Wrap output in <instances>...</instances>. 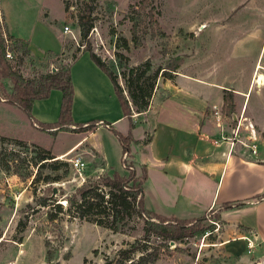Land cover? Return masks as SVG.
I'll use <instances>...</instances> for the list:
<instances>
[{
	"label": "rangeland",
	"instance_id": "rangeland-1",
	"mask_svg": "<svg viewBox=\"0 0 264 264\" xmlns=\"http://www.w3.org/2000/svg\"><path fill=\"white\" fill-rule=\"evenodd\" d=\"M4 14L19 32L34 31V39L10 35ZM65 25L71 32H63ZM81 26L88 28L85 38ZM0 35L5 51L13 55L5 57L9 75L0 78V101L15 93L12 73L21 75L22 85L36 87L46 74L68 70L87 48L117 77L128 98L123 74L149 60L146 76L155 73V79H149L155 86L147 110L139 114L129 101L134 126L143 131L132 146L135 155L145 150V131L152 137L157 102L167 93L163 84L176 83L181 69L227 87L221 93L222 106L209 105L205 110L214 127L213 142L235 141L243 158L264 163V83L257 88L251 73L257 58L264 67V0H0ZM58 42L61 51L43 50L55 48ZM176 63H180L176 71L168 69ZM260 72L264 75V69ZM215 111L221 116L218 121ZM15 117L0 108L1 120L20 129ZM62 130L66 132L30 136L58 149L74 138V130ZM93 138L106 142L108 133L100 131ZM85 147L79 155L86 162L83 170L71 168L74 152L56 156L67 165L56 170L46 166L40 177L61 175L62 179L31 183L37 170L33 164L43 147L0 135V264H126L144 250L158 253L148 264H264V243L256 239L254 227L245 225L256 223L257 212L244 209L246 202L222 205L221 211L230 208L228 220L220 210L207 212L201 220L186 224L191 232L177 240L165 239L153 224L145 223L156 220L146 211L127 218L117 230L72 218L65 208L77 187L101 182L105 173H128L121 163L105 168L98 154ZM127 160L132 161L131 155ZM136 170L139 174L140 164L136 163Z\"/></svg>",
	"mask_w": 264,
	"mask_h": 264
},
{
	"label": "crops",
	"instance_id": "crops-1",
	"mask_svg": "<svg viewBox=\"0 0 264 264\" xmlns=\"http://www.w3.org/2000/svg\"><path fill=\"white\" fill-rule=\"evenodd\" d=\"M3 19L8 33L13 37L27 38L30 42L34 39V31L28 35L25 32L22 34L12 27L5 14ZM61 48L62 43L58 42L55 48L43 50L58 52ZM258 65L261 67L258 68ZM260 69L264 67L257 58L251 72L253 84L255 75H263ZM69 72L74 90L71 109L73 122L86 125L93 120L99 121L92 130L78 131L76 125L65 126L74 130L71 132L74 138L58 149L37 143L30 136L33 133L57 135L65 133L62 130L65 127L41 130L18 106L2 99L0 108L16 116L20 129L4 123L0 118V135L37 144L51 150L57 157L72 152L81 156L88 145L98 154L105 168L111 163H121L123 152L120 142L107 125L100 124L102 121L109 122L124 135L129 129L128 122L127 126L124 124L127 120L123 118L111 80L86 51L80 52L71 62ZM203 76L197 79L180 69L176 73V83L167 80L163 84L162 88L167 93L157 102L151 140L145 145V150L137 155L132 146L141 138L143 131L137 125L132 129L131 154L137 158V163L145 165L148 175L145 191L143 188L144 208L159 216L177 219L197 218L209 211L220 210L221 216L226 218L231 211L230 208L221 211L222 205L232 207V203L246 202L243 208L255 210L257 221L245 225L254 227L256 239L264 243V198L257 199L264 193V163L243 158L237 152L238 143L235 141L213 142L214 127L205 110L209 105L222 106L221 93L227 87L220 82L203 81ZM239 94L247 96V92L240 91ZM61 99V91L52 88L47 97L32 101L31 115L43 123L56 121ZM100 131L108 133L106 142L93 138ZM236 243L239 245L241 241L238 239Z\"/></svg>",
	"mask_w": 264,
	"mask_h": 264
},
{
	"label": "trees",
	"instance_id": "trees-1",
	"mask_svg": "<svg viewBox=\"0 0 264 264\" xmlns=\"http://www.w3.org/2000/svg\"><path fill=\"white\" fill-rule=\"evenodd\" d=\"M88 32L87 27L81 26V34L83 38L86 37ZM22 44L23 40L18 39ZM26 48V45L23 44ZM91 60L107 74L109 79L113 84L114 93L120 104L123 118L128 122V132L127 134H122L117 129H115L109 122L102 121L100 124L107 125L110 131L116 136L122 147V159L121 164L123 168L128 171L126 175H119L117 171H113L112 176L105 173L102 177L101 182L93 181L90 183L82 184L76 188V194L72 197L67 198L68 206L65 211L68 215L79 221H87L95 223L99 226H104L112 230H117L119 226H123L126 223L127 218H131L133 215L140 216L145 211L148 214L155 217V221L148 219L144 220L145 223L148 222L149 225L153 224L155 226V231L162 235L165 239L177 240L184 236L190 228L186 225L191 222L201 220L203 216L191 219H160V217L144 208L143 200V188L144 184L148 179L147 170L145 165H140V173L137 174L136 163L134 155L131 154V141L132 129L134 128L133 122V112L131 104L134 106L136 112L141 114L147 110L149 99L153 93V88L155 86L154 81H150L152 78L155 79V73L153 75L146 76L147 72L150 70L151 63L149 60L143 63L130 67L128 74H123L125 91L128 98L123 93V88L117 81V77L113 76L105 63L97 56L90 48H87ZM180 66V63H176L173 68H168L176 71ZM8 62L5 59V46L4 38L0 35V78L9 75ZM167 69L161 71V75L165 76L164 72ZM11 73V72H10ZM15 76L14 90L15 93L11 98H7L6 101L18 106L28 117L31 123H34L41 130L49 129H60L68 125H76L79 128L78 131H89L92 130L99 121H90L86 125L75 124L72 119L71 109L73 103V84L69 72V68L66 71L59 70L54 73H48L43 77V80L37 84L36 87H30L28 84L22 85L24 79L21 75L12 73ZM166 78H171L170 76ZM149 82L147 85L146 82ZM27 82V81H26ZM52 88H57L62 93V99L60 104L59 115L56 121L50 123H43L36 121L31 115V103L34 99L45 98L49 95ZM225 100V97L223 98ZM148 131H145V137L143 138V143L147 144L150 142L151 137L148 136ZM131 155L132 161L127 160V156ZM55 155L51 153L48 149L41 148L40 154L34 162L36 167V172L34 177L31 179V183H36L41 180L44 182H53L61 180V175H56L52 177L47 175L41 179V169L50 166L53 170L60 168L61 165H67V163H61L58 161ZM139 164V163H137ZM32 175V174H30ZM29 175V176H30ZM264 198V193L257 196L258 200ZM245 202H237L236 204H244ZM60 209L61 206L57 205ZM151 222V223H150ZM151 228H147L150 230ZM139 255L138 259L135 261L133 259H128L126 264H148L155 260L158 253L151 252L148 253L146 250ZM123 264V262L119 263Z\"/></svg>",
	"mask_w": 264,
	"mask_h": 264
},
{
	"label": "built area",
	"instance_id": "built-area-1",
	"mask_svg": "<svg viewBox=\"0 0 264 264\" xmlns=\"http://www.w3.org/2000/svg\"><path fill=\"white\" fill-rule=\"evenodd\" d=\"M63 32L67 33V32H71V30L69 29V27L67 25H65L63 27ZM6 40L7 39L5 38V41ZM5 57L6 58H13V55L9 50H6L5 51ZM220 117H221L220 113L218 111H215V118L217 121L220 119ZM252 151L253 152L256 151L254 147H253ZM69 162H70L71 168L77 172H80L81 170H83L85 167V164H86V162L84 160H82V158L79 155H74L73 157H71L69 159ZM250 245H251V242L248 244V246L250 247Z\"/></svg>",
	"mask_w": 264,
	"mask_h": 264
},
{
	"label": "bare ground",
	"instance_id": "bare-ground-1",
	"mask_svg": "<svg viewBox=\"0 0 264 264\" xmlns=\"http://www.w3.org/2000/svg\"><path fill=\"white\" fill-rule=\"evenodd\" d=\"M260 67H261V66H258V68H260ZM257 77H258V78H257ZM263 79H264V77H263L262 74L255 75V82H256V84L261 85L262 82H263Z\"/></svg>",
	"mask_w": 264,
	"mask_h": 264
}]
</instances>
